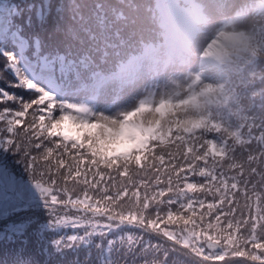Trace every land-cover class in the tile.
Returning a JSON list of instances; mask_svg holds the SVG:
<instances>
[{
    "label": "snow or ice",
    "instance_id": "1",
    "mask_svg": "<svg viewBox=\"0 0 264 264\" xmlns=\"http://www.w3.org/2000/svg\"><path fill=\"white\" fill-rule=\"evenodd\" d=\"M79 9L63 0H0V264H108L112 242L80 215L59 134L66 103L87 84L78 31L90 29Z\"/></svg>",
    "mask_w": 264,
    "mask_h": 264
},
{
    "label": "rangeland",
    "instance_id": "2",
    "mask_svg": "<svg viewBox=\"0 0 264 264\" xmlns=\"http://www.w3.org/2000/svg\"><path fill=\"white\" fill-rule=\"evenodd\" d=\"M181 2H185V5L182 8H179L178 5ZM246 3L247 0H235L234 3V10H239L238 6L241 3ZM258 2L260 3L261 7H264V0H256L254 12L251 11L250 8H248L249 13L245 17H236L235 22L240 21L244 18L248 17L247 22V28L250 29L249 32H242L241 34L237 32V36H230L231 34H234L235 27L232 22L233 16L236 15V12L233 10H229L230 12L225 13V11L218 12L214 7H208L206 5H209V3H203L200 0H168V6L169 10L172 5V8L178 9L179 15L178 19L175 18V23L178 24L179 29H177L180 33L179 35L185 39L187 36L191 37L192 44L194 45V50H199L203 43H205L206 40L209 38V32L215 28V26L219 23L220 19H223L225 21V24L221 25L222 27V35H219L215 41H217V45L215 42L216 49L214 52V56H217L218 53H225V54H231L233 63H238L239 61L246 60L248 57V52L250 48L261 46L263 45V41L257 38H254L255 35L259 34L261 30H264V9L261 10L259 6L257 7ZM238 8V9H237ZM216 11V12H215ZM240 11V10H239ZM232 25V26H231ZM259 26V27H258ZM232 27V28H231ZM206 30H208L206 32ZM234 30V31H233ZM206 32V33H205ZM199 41H198V36ZM223 36V37H222ZM188 39V38H187ZM258 44V45H257ZM218 46V47H217ZM155 51V50H154ZM207 52V50H205ZM209 54V53H208ZM232 65V68H230L229 76L224 81V85L228 86V89L232 83L237 81L238 75H235L234 72H237L239 69V65ZM152 76L159 75L158 71H160V68L155 64V66L152 67ZM237 68V69H236ZM151 75L148 77L150 78ZM175 89V85H165L163 87V90L159 92V97L164 95L165 93L171 94L172 90ZM184 89H182L181 94L184 92ZM177 91V89H175ZM222 88L219 85H205L199 92V100L203 98L204 105H207L208 103L215 102V97L219 96L221 97L222 94ZM201 97V98H200ZM222 100V98H221ZM154 118H150L149 120L144 121V124L151 122ZM115 124L112 126V124ZM117 130L119 127L118 120L113 116L110 119V122L105 126L106 128H110ZM104 130V129H103ZM119 130V129H118ZM137 147V146H136ZM119 151V150H116Z\"/></svg>",
    "mask_w": 264,
    "mask_h": 264
},
{
    "label": "bare ground",
    "instance_id": "3",
    "mask_svg": "<svg viewBox=\"0 0 264 264\" xmlns=\"http://www.w3.org/2000/svg\"><path fill=\"white\" fill-rule=\"evenodd\" d=\"M247 19H248V17H247V18H244V19H242V20H240V21H237V22L234 24L235 30L238 31V30H237V26H238V25H243V26H246V27H247V22H248Z\"/></svg>",
    "mask_w": 264,
    "mask_h": 264
},
{
    "label": "clouds",
    "instance_id": "4",
    "mask_svg": "<svg viewBox=\"0 0 264 264\" xmlns=\"http://www.w3.org/2000/svg\"><path fill=\"white\" fill-rule=\"evenodd\" d=\"M237 30L238 31H244V32H249L250 31L249 28H247L246 26H243V25H238L237 26Z\"/></svg>",
    "mask_w": 264,
    "mask_h": 264
}]
</instances>
